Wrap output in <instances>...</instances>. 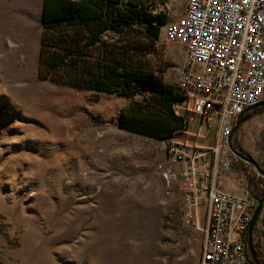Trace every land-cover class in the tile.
Segmentation results:
<instances>
[{
  "label": "rangeland",
  "instance_id": "1",
  "mask_svg": "<svg viewBox=\"0 0 264 264\" xmlns=\"http://www.w3.org/2000/svg\"><path fill=\"white\" fill-rule=\"evenodd\" d=\"M185 2L169 0L167 19ZM42 6L0 0V264L197 263L192 253L202 257L206 217L199 227L184 218L170 224L183 197L177 179L170 188L163 177L167 140L116 124L122 109L149 104L148 96L41 77ZM164 32L165 24L147 57L156 76L177 83L184 54L173 43L158 49ZM259 116L244 121L232 141L264 160V111ZM197 130L176 138L210 145L217 117L203 135ZM245 185H236L239 193ZM148 212L155 221L142 226ZM256 226L264 251V221ZM176 246L189 256L175 258L169 250Z\"/></svg>",
  "mask_w": 264,
  "mask_h": 264
},
{
  "label": "built area",
  "instance_id": "2",
  "mask_svg": "<svg viewBox=\"0 0 264 264\" xmlns=\"http://www.w3.org/2000/svg\"><path fill=\"white\" fill-rule=\"evenodd\" d=\"M157 2L152 11L170 17L169 0ZM167 43L178 44L184 54L177 83L187 91L189 118L202 117L197 134L208 131L210 117H217L210 145L197 144L196 137L167 140L163 177L170 188L177 179L183 197V207L168 219L172 225L192 220L199 227L206 217L200 264H252L244 235L258 200L247 162L232 149L230 136L237 116L264 100V0H186L181 14L167 19L158 48L165 50ZM232 173L243 175V192L220 186Z\"/></svg>",
  "mask_w": 264,
  "mask_h": 264
},
{
  "label": "trees",
  "instance_id": "3",
  "mask_svg": "<svg viewBox=\"0 0 264 264\" xmlns=\"http://www.w3.org/2000/svg\"><path fill=\"white\" fill-rule=\"evenodd\" d=\"M157 1L43 0L38 73L43 78L69 81L127 97L146 94L150 103L139 102L137 106L122 109L116 124L168 140L181 133L191 134V122L190 111L184 104L187 91L178 83L156 76L147 57L167 22L165 13L152 11L158 6ZM109 33L118 37L105 39ZM263 111L264 106H261L243 113L242 117L248 120ZM261 145L259 141L258 147ZM233 146H237L241 154L251 156L241 143ZM254 158L264 169V160ZM246 166L250 170L251 185L264 183V177H257L252 164ZM263 196L264 188L257 189L256 197ZM254 233L255 230L257 255L264 264ZM247 241L248 231L244 243L252 263Z\"/></svg>",
  "mask_w": 264,
  "mask_h": 264
},
{
  "label": "water",
  "instance_id": "4",
  "mask_svg": "<svg viewBox=\"0 0 264 264\" xmlns=\"http://www.w3.org/2000/svg\"><path fill=\"white\" fill-rule=\"evenodd\" d=\"M264 106V100H261L253 105H250L248 107H246L242 113H240L237 122L235 123V126L232 130L231 136H230V144L232 149L240 156L241 159H243L244 161L250 163L253 165V167L255 168V170L258 172L259 175H261L262 177H264V169L261 167V165L257 162V160L254 158V156H246L244 154H241L240 152H238L234 147H233V141L232 138L235 134V132L237 131L238 127L244 122L246 121L245 117H242L243 113L249 112L250 110H254L258 107ZM258 200V205L253 213L251 222L248 226V248L252 254V259H253V263L254 264H262L260 262V259L257 255V250L256 247L254 245V238H253V232L254 229L256 227V225L258 224V221L260 220L263 211H264V196L261 198H257Z\"/></svg>",
  "mask_w": 264,
  "mask_h": 264
},
{
  "label": "crops",
  "instance_id": "5",
  "mask_svg": "<svg viewBox=\"0 0 264 264\" xmlns=\"http://www.w3.org/2000/svg\"><path fill=\"white\" fill-rule=\"evenodd\" d=\"M190 116L188 115V118ZM201 119L202 117L201 116H197L195 117V119L192 121L191 118H189V121L191 122V128L189 129V132L191 133H194L195 132V128L197 129L198 128V125L199 123L201 122ZM255 119H260V116L259 115H256L254 117L251 118V120L255 121ZM228 180H230V186H227L225 185V182H228ZM241 182H245L244 178H243V175L241 174H232L231 176H227L225 179H223L221 182H220V186L223 187L224 189L226 190H230V191H234V192H238V189H236V185L237 184H240ZM246 183V182H245ZM155 220H154V217H153V214L152 213H146L145 216L141 219V224L143 223L142 226H144V224L146 225H149L151 223H153ZM262 221H264V216L262 214ZM170 253L174 255L175 258H177L178 260H180V258H187L189 255L187 253H184V251L178 246L174 247V248H170ZM192 257L193 258H198V261L197 263H194V264H200L201 262V253L200 251L197 249V250H193V253H192ZM126 258V257H124ZM127 258H131V256L127 257ZM177 264H181V263H177Z\"/></svg>",
  "mask_w": 264,
  "mask_h": 264
},
{
  "label": "flooded vegetation",
  "instance_id": "6",
  "mask_svg": "<svg viewBox=\"0 0 264 264\" xmlns=\"http://www.w3.org/2000/svg\"><path fill=\"white\" fill-rule=\"evenodd\" d=\"M236 150H237V149H236ZM237 151L239 152V150H237ZM247 163H248V162H247ZM246 167H247V166H246ZM248 170H249V169H248ZM254 170H255V168H254ZM249 171H250V170H249ZM255 171H256V170H255ZM249 173H250V172H249ZM256 174H257V177H258V178L262 177L261 175L258 174L257 171H256ZM249 180H250V178H249ZM260 183L263 184L262 188H258L259 184H258V186H254V185H251V184H250V186L254 187V188H255L254 190H257V189H259V190H260V189H263V188H264V183H263L262 181H261ZM261 219H262V216H261L260 220H261ZM258 222H259V221H258ZM256 229H257V226L255 227L254 230L256 231ZM261 251L263 252V256H264V251H263V249H262ZM259 259H260V258H259ZM251 261H252V264H254V263H253V259H252ZM260 262H261V261H260Z\"/></svg>",
  "mask_w": 264,
  "mask_h": 264
}]
</instances>
